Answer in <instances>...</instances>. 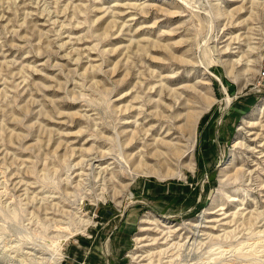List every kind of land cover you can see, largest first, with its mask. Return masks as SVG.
Instances as JSON below:
<instances>
[{"label": "rangeland", "instance_id": "1", "mask_svg": "<svg viewBox=\"0 0 264 264\" xmlns=\"http://www.w3.org/2000/svg\"><path fill=\"white\" fill-rule=\"evenodd\" d=\"M260 71L264 0H0V264H264ZM182 91L202 111L192 170L132 172L142 144L191 150Z\"/></svg>", "mask_w": 264, "mask_h": 264}, {"label": "bare ground", "instance_id": "2", "mask_svg": "<svg viewBox=\"0 0 264 264\" xmlns=\"http://www.w3.org/2000/svg\"><path fill=\"white\" fill-rule=\"evenodd\" d=\"M171 12H169V14L171 16H173ZM175 58H177V57H175ZM226 66H227V68L229 67L230 69H232V67L235 66V65L232 62H230L228 64L226 63ZM115 70H116V66H114V69L112 71L114 73H116ZM193 90H195V89H193ZM184 94H185V92L182 91V92H178V93L175 92L174 94H172L173 95L172 97H171V95H169V96L172 99H176V98L179 99L180 96H182V95L184 96ZM196 95L200 99H202L203 101H205V103L207 104V108L210 107L211 104L214 102V95H213V93H212V91L210 89V86H209L208 81H205L203 83L202 90L201 91H197L196 92ZM184 97H187V98H184L182 100L183 101V103H182L183 104L182 110H184V113H183L184 115H179V116L177 115V117L183 116V118L181 119V121H183V123L182 124L180 123L181 125L178 128H179V131H181L185 135L186 141L188 143H190V149L191 150L182 149V148H185V147L182 146V145H180V143H179L180 140H176L177 143H173L171 141H163L162 139L159 140L158 141V144H160L161 146L166 147L170 151V153H172L171 156H169L168 154H165V153L162 154L161 152H159L158 151V148L155 147V146H152V144H147V145L146 144H142V145H144L143 148L146 149L145 150V154L146 155H144L143 153L142 154L139 153L140 155H138L137 160L135 159L134 161H130V164L129 165L133 168L132 172L135 171L136 173L142 174L143 176L149 174V175L157 176L158 177L157 170L155 169L154 166L148 165V162L156 161V162L160 163V165L166 167L168 165V161L167 160H170L171 158L173 160H176V159H179V158H182V157H185V156L188 158V161H187L188 163H187L186 167H188V169L190 171L192 170V167H191V161L192 160L190 158V152L192 151L193 144H194V131H195V128H196L195 126L197 124V121H198L199 117L202 114V111H198L195 108V106L193 104L196 103V102H194L193 100H191L190 98H188L187 95L184 96ZM180 105H181V103H180ZM124 112H125V110H124ZM263 115H264V101L252 113V117L250 118L252 120L250 122L248 121L247 123L245 121V124L248 125L246 127V129L247 128L248 129L256 128V125L257 124H255V122L253 120H257L259 117H261ZM152 116H154L155 118L159 119V121L162 118L165 117V116L160 115V113H154V114H152ZM169 131H170V129H169ZM144 132H145L144 135H146V133H148L147 130H145ZM122 133H124V132H122ZM168 133H166L167 136H165V137H169L168 136ZM136 136H137L136 135V132H133V131H130V133L128 135L127 134H123V142H125V146L130 145L132 142H136V140H137ZM239 144H240V142L235 141V143L233 144V147H236ZM125 155H127V154H125ZM165 170H166L165 175H162L163 178H165L167 176H173L174 177V176H179L180 175L179 172H174L173 170H170V168L168 169V167H166ZM262 185L264 186V182H262ZM126 187H127V185H125L124 188H126ZM263 190H264V187H263ZM210 221H212V220H210ZM210 221L208 220L205 223H212L213 222V221L212 222H210ZM141 225L142 226H144V225H146V226H148V225H151V226L152 225H155L156 226L158 224L156 223V221L149 220V219H147V217H144L141 220ZM142 226L140 227V231L142 233L149 232L150 231L148 229H144V227H142ZM199 226L200 225H197V223H193V224H191L189 226V230H187L186 233L181 234L180 232L183 231V228L182 227H180L178 225H169V228H167L164 225V226H162V228L168 229V230L164 232V229H161L163 231L160 230V232H159V235L161 236L160 238L159 237L158 238L157 237H153V238L148 239L147 237L141 236V237H136L135 238V243H141V242H144V241H149L151 243H155L156 241H161V240L163 241V243H167V241H170V240H168L169 238L171 239V238H175L176 236L179 237L181 235H186L185 238H183L182 240H185V241L189 242L190 240H195V238L203 235V231L200 230ZM200 232H202V233L199 235ZM138 257H140V256H137V258Z\"/></svg>", "mask_w": 264, "mask_h": 264}, {"label": "built area", "instance_id": "3", "mask_svg": "<svg viewBox=\"0 0 264 264\" xmlns=\"http://www.w3.org/2000/svg\"><path fill=\"white\" fill-rule=\"evenodd\" d=\"M259 77H260V79L264 80V72L263 71H260Z\"/></svg>", "mask_w": 264, "mask_h": 264}]
</instances>
